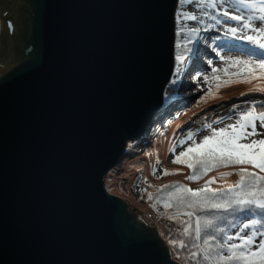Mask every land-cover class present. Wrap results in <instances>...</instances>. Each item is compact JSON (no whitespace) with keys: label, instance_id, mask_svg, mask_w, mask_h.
Here are the masks:
<instances>
[{"label":"water","instance_id":"1","mask_svg":"<svg viewBox=\"0 0 264 264\" xmlns=\"http://www.w3.org/2000/svg\"><path fill=\"white\" fill-rule=\"evenodd\" d=\"M177 3L0 0L3 264H180L103 184L166 103Z\"/></svg>","mask_w":264,"mask_h":264},{"label":"snow or ice","instance_id":"2","mask_svg":"<svg viewBox=\"0 0 264 264\" xmlns=\"http://www.w3.org/2000/svg\"><path fill=\"white\" fill-rule=\"evenodd\" d=\"M178 3L181 7L175 12L176 36L183 31L185 39L183 52L175 59L184 72H194L193 82L203 75L207 86V91L198 87L203 95L195 104L206 97L216 99L222 88L233 85L247 86L240 96L249 99L243 105L227 106L226 117L218 116L210 122L205 119L196 131L191 127L182 130L183 139L169 149L175 153L177 146L191 141L172 163L186 166L190 172L185 179L202 181L200 186L165 184L156 195L147 193L148 200L154 202L153 209L161 204L165 211L158 215L178 225L177 238L171 232L165 237L174 259L184 260L185 264H264V0ZM186 5L195 11H182ZM181 20L185 21L183 25ZM187 21H194V26L189 27ZM213 30L219 35H213ZM201 58H206L210 72L198 64ZM179 74L180 70L171 72L172 77ZM168 83L175 86L183 81L170 79ZM233 117H238L235 123H225ZM201 130L209 134L197 142L194 137ZM112 132L119 135V127ZM175 174L163 170L164 176ZM233 175L238 179L229 183ZM217 181L219 187L213 188Z\"/></svg>","mask_w":264,"mask_h":264},{"label":"bare ground","instance_id":"3","mask_svg":"<svg viewBox=\"0 0 264 264\" xmlns=\"http://www.w3.org/2000/svg\"><path fill=\"white\" fill-rule=\"evenodd\" d=\"M247 91V86L245 85H233L228 88H222L220 92L218 93V96L216 99H208L207 97L205 98V101H201L199 105H196L195 102L196 100L199 99L202 93H198L195 96H192V102L187 106V108H183L181 111V115L177 120H175L171 125L167 128L166 132L161 135L160 137H157L154 139L153 145H151L149 148H147L145 152V159L146 162H139V159H142V157L138 158L137 156L133 155L136 158H126L124 156L121 158L120 162L112 168L110 171H115L117 169L122 170L123 168L120 167L122 164V161L129 160V163L134 164V173L135 171L141 172V174L145 177H149V165L154 166L157 165L156 161L159 159L160 163L159 165H163L164 167H167V159L170 154L169 149L173 147L175 144V141L179 137V132L180 130L186 125V124H193V123H200V122H205V119L207 121H211L213 119H216L218 116H225L227 115V106H231L233 104H239L243 105L245 101L249 99L248 96H240L241 92H246ZM170 91L168 89L166 90L165 98H168L170 95ZM171 99V98H170ZM195 114V115H194ZM178 125L180 127H178ZM181 167H169V171H176L175 175H169L168 177L165 176L162 179L156 180L150 179L149 181L151 182V185H154L152 188V192H156L157 189H159L161 186L167 184V183H176V182H183L186 185L196 188L199 187L201 182L198 183H192L189 182L185 179V176L189 174V171L187 168L184 167L185 172H179V169ZM167 169V170H168ZM118 171V172H119ZM107 175V174H106ZM127 175V172L124 173V176ZM211 175V174H210ZM125 178V177H124ZM235 180V176L233 175L232 177L229 178V183H233ZM113 181V180H111ZM107 189L106 192L110 196L116 197L117 199H120L121 195L117 194L116 192L119 191L117 188L113 189L111 183L106 182V178L104 180ZM104 184V183H103ZM220 181H217L215 184L212 185L213 188L219 187ZM113 189V190H112ZM130 195H131V189H130ZM125 198V197H124ZM128 199V204L130 206H137V208L141 211L143 207L141 206V202H137L134 197L127 196ZM159 237L160 233L157 232ZM163 241V239H162ZM166 247L168 245L164 242L163 243Z\"/></svg>","mask_w":264,"mask_h":264},{"label":"rangeland","instance_id":"4","mask_svg":"<svg viewBox=\"0 0 264 264\" xmlns=\"http://www.w3.org/2000/svg\"><path fill=\"white\" fill-rule=\"evenodd\" d=\"M178 7H181L179 5V3H177V6H176V9ZM181 10H187L189 12H193L195 11V9L191 6V5H186V6H183L181 8ZM185 23V21L181 20V25H183ZM195 22L194 21H187V25L189 27L191 26H194ZM176 18H175V43H174V59L177 55H180L182 54L183 52V40L185 39V35H184V32L181 31V35L180 37H177L176 36ZM213 35H219V32L217 31H214L212 32ZM201 35H208L207 33H201ZM180 44L181 47L180 48H177L176 45L177 44ZM201 48H204V44L201 43L200 45ZM206 51H208L210 53V55L212 57H215V54L214 53H211V50L210 49H205ZM206 58H201L199 61H198V64L200 66H202L204 69H206L208 72L211 71L210 68H208V65L204 62ZM217 61H218V58H215ZM185 63H188V61H185ZM214 66H218L217 65H214ZM174 70H180V74L176 77H172V79H176L177 81H183L182 84L178 83L177 85H171L169 84L167 86V89L168 91H170V95L168 96V100L169 103L165 105L164 107V116L163 118L161 119H158V122L157 124H155L156 126V130L155 132L151 135V132H148V137H152L151 138V144L153 143V140L157 137H160L161 135H163L167 128L171 125V123H173L175 120H177L179 118V116L181 115V111L183 110V108H187V106H189V104L192 102V96H195L197 95L198 93H202V91H198V87L199 88H202L204 91H207V86L204 84V80H203V75H201L200 77L197 78V81L196 82H193L192 79H191V76L194 75V72H184L183 71V65H180L177 63L176 59H175V68ZM171 98V99H170ZM227 116V115H226ZM238 117H233L232 120H227L225 119V123H235V119H237ZM204 124V122H200V123H193V124H186L179 132V137L177 139V142L175 144H178L179 141L181 139H183V137L181 136V131L184 130V129H188L189 127H191V129L193 131H196L197 129H200L202 128V125ZM224 125L223 124H217L216 127H223ZM259 130V128H258ZM209 132L207 130H201L198 132V134L194 137V139L199 142L200 139L203 138V136L205 135H208ZM143 144V148L145 146V143L142 142ZM149 144V145H151ZM191 144V141H188L186 144H184L183 146H177L175 148V153H172L168 156V159H167V167H160V166H156L155 168V176L154 178L156 180H159V179H162L163 177H165L163 175V170H167L169 167H181L179 169V172H183L184 171V167L187 168L186 166L182 165V164H173L172 163V160L175 158V156L179 155L180 151H183L186 147H188L189 145ZM141 148V146H139ZM132 157V156H131ZM169 171V169H168ZM189 171V169H188ZM171 172V171H169ZM172 172H176V171H172ZM190 172V171H189ZM159 177V178H157ZM149 189H147V191H150L152 192V188L153 186L152 185H149ZM134 192V191H133ZM135 193V192H134ZM136 196H138V198L141 200L142 203H146V204H151L154 203L153 201H149L148 200V196H147V192H136L135 193ZM121 201H123L129 208H130V212L134 215H137L139 217H145L144 214H141L140 210L137 208V206H130L126 200H122V199H119ZM156 209L160 212V213H163L161 207L159 204L156 205ZM138 211V213H137ZM140 212V213H139ZM140 214V215H139ZM163 220H167L166 218H164ZM144 222V221H143ZM142 222V223H143ZM145 223V222H144ZM146 224V223H145ZM174 225V224H173ZM147 227L149 228H152V229H155L157 232H160V236H161V239H164L163 237H165V234L164 232H162L161 230H159L160 228L157 226H154V225H148L146 224ZM175 228L177 229V226H175ZM176 229L173 230L171 233H174L176 232ZM166 232V230H165ZM170 232L168 231L166 236H168ZM165 242V241H164ZM170 251V250H169ZM172 257V255H171ZM173 260H175L173 257H172Z\"/></svg>","mask_w":264,"mask_h":264},{"label":"built area","instance_id":"5","mask_svg":"<svg viewBox=\"0 0 264 264\" xmlns=\"http://www.w3.org/2000/svg\"><path fill=\"white\" fill-rule=\"evenodd\" d=\"M134 159V157H133ZM121 168H123L122 170L119 171V169L115 170V171H109L106 175V182L110 185H112L113 189L117 188L116 193L119 195H121L120 199L122 200H126L128 202L127 196H130V186H131V182H132V178L134 177V164L133 163H129V160H127L126 162L122 163L120 165ZM119 171V172H118ZM127 172V175L124 176V173ZM125 177V178H124ZM113 180V181H111ZM104 188L106 190L107 186L104 182ZM112 189V190H113ZM125 197V198H124ZM145 212L147 213L148 217H150V219H154V214H155V210L153 208H150L149 206H146ZM165 226L166 228H169L170 226L161 223L158 224V227L160 229H162V227Z\"/></svg>","mask_w":264,"mask_h":264},{"label":"trees","instance_id":"6","mask_svg":"<svg viewBox=\"0 0 264 264\" xmlns=\"http://www.w3.org/2000/svg\"><path fill=\"white\" fill-rule=\"evenodd\" d=\"M155 195H156V194H155ZM159 205H160L162 211L164 212L165 210H164L163 206H162L161 204H159ZM137 213H138V211H137ZM139 215H140V214H139ZM143 220H144V222H145L146 224H148V225H153L150 221H148V220L146 219V217H144ZM171 222H173V223L178 227V225H177L174 221H171ZM172 236H173V238H177V233H176V232L172 233ZM168 246H169V245H168ZM169 248H170V246H169ZM182 255H183V253H182ZM175 260H176V259H175ZM176 261H178L180 264H185L184 260H176ZM188 264H191V261H188Z\"/></svg>","mask_w":264,"mask_h":264}]
</instances>
